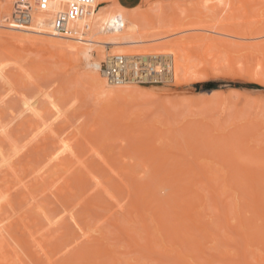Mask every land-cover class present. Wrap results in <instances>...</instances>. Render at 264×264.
Wrapping results in <instances>:
<instances>
[{
    "label": "rangeland",
    "instance_id": "obj_1",
    "mask_svg": "<svg viewBox=\"0 0 264 264\" xmlns=\"http://www.w3.org/2000/svg\"><path fill=\"white\" fill-rule=\"evenodd\" d=\"M6 1L1 0L0 7L5 5ZM109 1L111 3L118 2L117 0ZM214 1L212 0V2ZM232 1L233 4L239 3L238 6H234V8L238 7L239 11L242 5L252 7V10L247 8L250 11L246 9L248 11L246 15L249 13L251 18H245V15L242 18V15L239 19L240 12L243 14L245 9L235 13V18L227 17L232 14V9L229 13L224 12L225 15L218 14L219 9L213 11L216 5L214 9H211L210 0H141L137 6L127 8L136 11L138 16L143 15V13L164 15L167 23L158 29L163 33L169 30V27L172 28L171 25L175 23L173 28L177 27L178 30L162 34L166 36L162 41L179 42L184 40L187 43L184 52L190 55L189 61H191L192 69L196 72H207L208 78L185 82L181 85H175L169 80L158 78L137 82L136 85L139 88L136 93L130 96L116 97L113 101L112 99L107 101L102 95L96 93L94 85L86 77L85 61L82 57L79 59L72 51L64 50V54H60L54 48H34L27 44L9 40V38L6 39V37H0V62L6 63L9 60L7 61L9 65L5 66L7 71L4 69L16 83L17 88L20 86V90L17 89L19 94L9 93L12 97L9 94L8 97H4V103L0 104L2 112L3 109L5 112L7 109L10 111L8 106L11 111L16 110L14 108L19 111V96L26 94L29 97L32 93L41 97L37 99H42L43 104L40 102V105L42 104L43 111L42 109L41 111L46 112L44 111L46 106L42 93L55 94L57 99L62 102L65 101L63 106L69 107L70 113L74 116L69 118L70 121L66 120L71 127H67L66 121H56L55 128H57V132L60 131L58 134L61 133L57 136L62 140L70 138L69 141L78 151L76 152L77 158L85 160L84 164L77 167L78 164L73 163L77 158L71 159L66 168L56 170L57 172H53L50 167L51 173L45 174L48 177L43 175V178L46 177L44 182L42 178L41 182L36 180L35 177L39 176L37 173H41L43 170L37 172V169L45 164L43 163L44 155L51 152L55 148L54 145L58 144L56 142L52 145L50 141L47 142L48 144L45 143L44 136H46L47 131H43L46 134L40 133L43 130L42 121H48L52 112L51 114L49 111L47 112L50 117L47 116V113L43 114V120L37 118L36 142L38 141L39 146L33 141L30 142L29 144H34V148L32 145V148L28 145L32 150L30 151L27 146L26 150H28H25L26 156L23 155L24 158L22 154L19 155L20 157L17 156L19 160L15 157L17 172L14 175L6 172L8 175L11 174V176H5H8L7 180L9 181L7 182L5 177L2 181V184L6 181L7 183L5 182L4 185L7 184L8 187L11 186L12 188L16 185V188L9 189V192L11 190L13 192L10 194L12 195L10 196L12 198L10 199L11 203H9L11 205H8L10 208L6 206V211L3 212L9 224L6 223L12 228L10 229L11 235L5 236L6 239H2L3 241L0 239V264H110L112 257L116 258V262L119 260L117 263L114 260L116 264H264V211L261 208L264 207V178L257 181L259 177L264 176V164L262 166L260 164L264 161V154L261 152L264 151V82H258L252 76L254 72L258 73L259 68L260 75L264 80V51L248 54L245 48L240 49L235 45L220 46L221 43L219 44L217 41H212L213 44L208 41L209 38L207 40V36L211 33L198 28L200 24L208 25L209 23L212 25V22L214 24L216 20L218 22L215 24L223 23L228 25L227 28H232L233 25L237 24L236 22L233 23L232 20L236 19L237 21L240 20L237 25H241L239 27H242L241 32H247L254 29L255 25H259L256 27L259 34L257 36L252 35L253 37H250L248 42L264 40V24L262 23L264 0H251L252 4H248L250 2L244 3L242 0L239 2L238 0ZM207 10L212 12L209 14ZM260 16L262 20L259 21ZM225 17L230 19L228 23H226V19L224 21ZM243 19L245 23H250L253 20L256 23L254 21L255 24L251 23L249 27L248 24L241 23ZM261 28H263L261 32L257 30ZM2 31L0 29V32ZM208 42L212 45L206 44ZM79 45L90 46L86 43H79ZM112 48V45L105 46V54L108 52L110 54ZM98 59L96 52H93L91 60L97 62ZM105 61L106 59L101 62L99 70V75L102 77H105L102 72ZM11 65L12 67H10ZM255 66H258L257 69ZM195 75L197 74L193 73L191 78H194ZM204 82H209V85H204ZM16 85L14 84V86ZM0 88V97H3L2 92L5 95L6 92L3 90L6 89L2 86ZM5 112H3L4 115L6 114L4 117L8 118H3L7 122L10 115L9 112ZM119 113L121 115L118 116ZM19 118L13 121L14 124L11 123V127L13 126L15 129L13 131L12 128L11 132H14V136L16 134L19 136L17 138H20V141H18L19 139L17 141L18 145L21 146L24 141L27 142V139L24 138H29V135H24V131L27 130L25 126L20 127L17 124V122L23 123L22 121L20 123L22 118ZM58 122H60V127ZM19 127L23 129L20 130ZM151 127L153 128L151 129ZM249 128L252 130L251 135L247 132L249 134L246 135L247 138L245 135L242 136L247 140L243 141L238 135ZM74 131L76 133H73ZM11 135L13 136V133ZM239 139H242L243 146L235 147L237 145L235 143H238ZM5 143V146H8V142ZM240 143L241 141L238 144ZM232 147L234 150L231 149ZM35 148L36 150H33ZM95 149L100 156L93 155L92 152ZM240 149L243 152H240ZM218 150L221 151V157L219 156L220 152L219 154L217 152ZM236 155L240 158H237L238 160L243 158V161H240L241 164L236 159ZM225 156L226 158L223 159ZM257 156H259V160ZM232 158H235L237 162L234 161L238 163L240 168L244 166L243 171L249 169V173L253 172V177L257 180L254 179L253 183L252 179L246 178V174L244 177L241 176L240 169H238L240 174L237 175V171L232 168L236 164L232 162L234 165H231ZM256 161L259 162V166H257ZM207 163L211 166L208 167ZM245 166L253 167V170L245 168ZM207 169L212 172L210 173ZM32 170H36L37 173L35 174ZM254 173L256 174L254 175ZM257 173H262V176H258ZM24 174L26 177L23 176ZM33 175L34 178H32ZM231 175L239 177L238 181L235 177L233 179ZM208 176H212L214 179L210 183ZM20 177L25 178L24 182L28 179L31 182V186L28 183L29 189L27 190V187V191L21 190L20 187L23 185L21 183L24 182L19 180ZM224 179L226 181H223ZM33 180L36 184L32 182ZM18 182L20 186L17 185ZM66 182H68V186L65 185ZM221 182H226L224 183L226 187ZM25 184L27 183L25 182ZM4 187H0L1 194H4L1 190L7 188ZM225 189H228L227 192H224ZM182 194L184 195L181 196ZM199 198L202 200L199 201ZM142 199L147 201L143 203ZM182 200L184 201L182 202ZM187 200H191L192 204L197 203V210L202 211V215L199 214V224L203 223L205 227L195 224L197 221L193 217L188 220L183 214L184 212L180 211V208H186L187 204L184 202L188 203ZM172 203L174 206L179 205L176 207L179 209L176 210ZM189 204L187 205L188 208L190 207ZM235 206L237 209L241 208L243 212L241 213ZM183 208L182 210H184ZM234 208L235 211L240 212L238 213L241 217L235 213ZM68 209L75 214L76 223L79 227L75 226L76 223L72 219L68 221L66 218L65 220V212L69 214ZM176 211H180L185 219L179 216L180 213L176 215L175 213H178ZM154 215L158 222L154 220ZM192 219L195 223L192 222ZM200 219L204 221L201 222ZM242 219H245V224L243 222L239 225L238 220ZM161 222L166 226L164 227ZM172 225L175 228H180H176V231H180L181 226L186 229H182L180 233L175 231L176 235L170 236L173 235V232H170L172 229L169 231L166 229L172 228ZM195 225H198L199 229H196ZM247 226L252 227L247 228ZM81 232L88 234V237L84 238ZM181 233L189 237L190 243L184 236L185 240L183 239ZM245 234L249 240L244 237ZM255 234L259 236L257 237ZM78 236L81 237L77 238ZM194 239L203 244L201 245L203 252L201 250L197 252L201 248L200 245L197 246L194 243L198 247L196 250L197 247L195 248L194 241L192 242ZM245 241L246 243H244ZM179 251V254H184L185 257L178 255L177 257L176 252ZM261 255L263 262L260 259ZM257 260L259 261L257 262Z\"/></svg>",
    "mask_w": 264,
    "mask_h": 264
},
{
    "label": "bare ground",
    "instance_id": "obj_2",
    "mask_svg": "<svg viewBox=\"0 0 264 264\" xmlns=\"http://www.w3.org/2000/svg\"><path fill=\"white\" fill-rule=\"evenodd\" d=\"M1 1V0H0ZM69 0H48V4L46 6V8L44 10H41L39 9L37 6H36V0H7L5 5H3L2 7H0V29H2L3 31L0 32V37H6V39L9 38V40H14L15 42H20L22 44H27L29 46H33L34 48L35 47H40L42 49H50V48H54L56 49L60 54H64V50H69V51H72L73 53H75V55L79 58V57H82L83 60L85 61L84 65L86 67V77L89 78V80L92 82V84L94 85V88H95V91L97 94L99 95H102L107 101L116 97H119V96H130V95H133L134 93L137 92L138 90V86L136 85V83L138 82V79L140 78H143V79H148V78H161L162 80H169L171 82H173L175 85H181L185 82H194V81H199V80H205L208 75V73H202L201 71H194L192 69V65H190V62L189 61V54H187L186 52H184V49L186 50V42L183 41H179V42H170V41H162L163 39H165L166 36H163L162 34L164 33H168V32H172V31H175V30H178V28H173L174 24L171 25V27H169L170 29L169 30H166L163 32H161L160 28H162L166 23H167V19L164 15L160 14V13H143V15H137V12L136 11H132L130 9H127L125 8L124 6H122L119 2H116V3H111L109 0H94L93 2V6L95 7V9H93L92 11H89L88 13L82 15L81 17H78V18H73L71 20H69L66 24V27H67V30L66 32L64 33H60L58 32L57 30H55L53 28V25H52V21H53V18L54 16L58 13V12H61V11H65L66 7H67V3H68ZM212 4L211 5V9L215 7L216 5V8L213 10L215 11L216 9H219L218 11V14L220 13L221 15L222 14H226L224 12L227 11V13H229V11L232 9L233 12L232 14H227L229 16L227 17H234L235 18V13L237 12H240L241 10L244 11V9L246 10L247 8H250L252 10V7H246L244 5H242V7L240 8L241 10L239 11V9L237 8H234V6H238V4H233L232 0H213L214 2H212V0H210ZM237 1V0H236ZM234 1V2H236ZM244 3L245 2H250L248 4H252V1L251 0H242ZM257 1V0H256ZM255 2V1H254ZM260 2V1H259ZM257 2V3H259ZM17 3H20L21 6L22 5H25V7L28 8V12H27V15L25 17L23 16H17L14 14V8L16 7V4ZM215 3V4H214ZM209 4V3H208ZM217 8V6H219ZM255 4V3H253ZM262 4V3H261ZM223 5V6H222ZM244 6V7H243ZM264 6V5H263ZM210 7V6H208ZM223 9V11H222ZM237 9V11H236ZM250 9H247L250 11ZM225 10V11H224ZM244 11L243 14L242 12H240V17L239 19L241 18H244V15L246 16L245 18L247 17H250L249 13L246 15V13L248 11ZM261 10V9H260ZM200 11V10H199ZM209 11V10H207ZM206 11V12H207ZM222 11V13H221ZM235 11V12H234ZM210 12H212L211 10L209 11V14ZM260 12V11H259ZM203 13V12H202ZM215 13V12H213ZM263 13V12H262ZM217 14V13H216ZM255 14V13H254ZM264 14V13H263ZM205 15V14H204ZM212 15V14H211ZM234 15V16H232ZM249 15V16H248ZM199 16V15H198ZM197 16V17H198ZM202 16V15H201ZM222 17V16H220ZM227 17L224 18V21H226V23H228V21L230 19H227ZM251 18V17H250ZM226 19V20H225ZM256 19V18H255ZM259 21L260 19L262 20L261 16L260 18H258ZM221 20H223L221 18ZM236 19H233L232 22H236L238 24V21L240 23V20H236ZM175 21V20H174ZM202 21V20H200ZM207 21V19H206ZM246 21V19H245ZM255 20L251 21L250 23L249 22H244V19L242 22H244L245 24H248L251 25V23H253V25L256 23H254ZM263 21H264V18H263ZM262 21V23L264 24V22ZM172 22V21H171ZM177 22V21H176ZM199 22V21H198ZM218 22L217 20L215 21V23ZM223 22V21H222ZM197 23V22H196ZM214 23V24H215ZM172 24V23H171ZM177 24V23H176ZM198 24V23H197ZM200 24V23H199ZM213 22H212V25H204V24H200L198 25V28H201V29H204L205 32H208V33H211V35H208L207 36V40L209 38V42H216L217 43L219 42V44L221 43L220 46L224 45V46H231V45H235L236 47L238 46L240 49H244L247 51L248 54H252V53H255V52H263L264 51V40H260V41H254L252 42H248L250 41V37H253L252 35H256L259 34L258 31H256V26L254 27V29H251L247 32H241V28H239L240 26L239 25H233V27L235 28H238V29H234L233 27L232 28H227L226 25H224L223 23H218V24H215L214 25ZM222 25V27H221ZM224 25V26H223ZM264 26V25H263ZM196 27V26H194ZM224 27V28H223ZM250 27V26H249ZM261 27V26H260ZM197 28V29H198ZM264 28V27H263ZM257 29L261 32V30L263 29ZM248 29V28H247ZM250 29V28H249ZM5 30V31H4ZM11 32H16V33H9V31ZM255 30V33H253V31ZM258 32V33H256ZM264 33V32H263ZM206 35V33H205ZM36 36H40V37H43L42 39H39V37L37 38ZM260 39V38H259ZM203 41V39H202ZM188 42V41H187ZM206 43V44H211L212 43ZM79 43H86L90 46H85V45H79ZM190 43V42H188ZM216 43V44H217ZM214 44V43H213ZM108 45H112L113 48L110 50L111 53L109 54H105V49L104 47L105 46H108ZM192 45V44H191ZM94 46V47H92ZM209 47V46H208ZM248 48V49H247ZM188 50V49H187ZM249 51V52H248ZM93 52H96V54L98 55L99 59L98 61L96 62L95 60L92 61L91 60V57H92V54ZM107 52V51H106ZM107 55V56H106ZM111 55H122L123 56V61L121 63V68L123 69V73H124V77L118 81L116 80H112V79H109L107 77H102V75H99V70H100V67H101V62L104 61L105 59L107 60L109 58V56ZM64 56V55H63ZM106 57V58H105ZM105 58V59H104ZM80 59V58H79ZM11 60V59H10ZM191 60V59H190ZM9 61V60H7ZM6 61V63H3L2 61L0 62V87L2 86L3 88L5 87L6 90H2L6 92V94L4 95L3 92H2V96L3 97H0V104H3L4 102V97L7 96L9 93H15L17 94L19 92V88L20 86H18L17 88V85L16 83L13 82L12 78H10L9 76V73L6 72L7 71V67L5 68V66H7L8 62ZM13 62V61H12ZM140 62V64H142L143 66L145 65V70H143L141 72L142 76H139V77H132L130 76L131 75V69L132 67H134V65H137V63ZM16 64V62H14ZM11 64V62H10ZM156 64H160L161 67H165L166 70L164 71H161V70H152L153 72H155V75H150L151 73L149 72V68H159V66H156ZM9 65V64H8ZM20 65V64H19ZM18 65V67H19ZM258 65V64H256ZM12 67V65L10 66ZM30 67V66H29ZM234 67V66H232ZM256 67V66H255ZM254 67V68H255ZM258 67V66H257ZM257 67L255 69H257ZM6 71H5V69ZM31 68V67H30ZM235 68V67H234ZM253 68V69H254ZM11 69V68H9ZM21 69V68H20ZM233 69V68H232ZM252 69V70H253ZM254 69V70H255ZM17 70V69H15ZM250 70V69H249ZM248 70V71H249ZM253 70V71H254ZM10 71V70H8ZM12 71V70H11ZM23 71V70H22ZM252 71V72H253ZM35 72V71H34ZM135 72H136V69H135ZM251 72V71H249ZM28 73V72H27ZM144 73V74H143ZM150 73V74H149ZM193 73H196L197 75H195L194 78H191V75H193ZM240 73V72H239ZM238 73V75H239ZM23 74V73H21ZM37 74V73H36ZM134 74V72H133ZM139 74V73H138ZM237 74V73H236ZM260 70L258 68V73L257 72H254L252 74L253 76V79L255 78L256 81L258 82H264L263 80V77L260 75ZM18 75V74H17ZM26 75V74H25ZM210 75V74H209ZM19 76V75H18ZM27 76V75H26ZM30 76V75H29ZM158 76V77H157ZM20 77V76H19ZM18 77V79H19ZM24 77V76H23ZM21 78V77H20ZM31 78V77H30ZM23 79V78H21ZM32 80V79H30ZM29 80V81H30ZM263 80V81H262ZM21 81V80H20ZM34 82V81H33ZM24 83V82H22ZM27 82H25L26 84ZM169 83V82H168ZM14 84L16 86H14ZM24 84V86H25ZM28 84V83H27ZM34 84V83H33ZM36 84V83H35ZM170 84V83H169ZM16 87V88H15ZM1 89V88H0ZM19 89V90H17ZM27 89V88H26ZM142 90V89H141ZM41 91V90H40ZM4 92V93H5ZM26 92V91H25ZM42 92V91H41ZM50 93V92H49ZM42 93V98H43V101H44V105L46 106L45 110L46 112H42L43 109H42V99L41 100H38L37 98H41V97H38V94L36 96V93H32L34 94L32 96V94L29 95V97H27L28 95L24 94V93H21V94H24L25 96H19V98L16 97L19 99V111H16L17 108H14L16 110L14 111H11V108L8 106L9 110L11 111H7L6 112H9V119L7 122L4 121V118H8V117H4L6 116V114L4 115L3 112H5V110L3 109V112L0 108V187H7L5 190H1V192L4 194H1L0 195V239L2 240H5L6 237L8 234H10V229L12 228L11 225L10 227L8 226V222L6 221V216L3 215L4 213V210L6 208V206H10L11 204V201L10 199V194H12L13 192H11L13 190V188L16 186H13V188L11 186H7L4 185L5 182H3L4 184H2V181H4V177L6 175H8V173L6 172H10L12 173V175L15 174L16 171V163H15V159L18 157L21 156L22 154V157L23 155H25V152L28 150H26L27 146L32 145V147L34 148V144H29L30 142L32 143H36V120L40 119V120H43L42 117L43 114L47 113L49 111V114H51L52 112V116L51 118L47 121V120H43L41 125H42V131H40V133H44L43 131H47V134L46 132L44 134H46V136H44V141H46L45 143H49V141L52 143V145L54 143H58L57 145L55 144V148H53V150H51V152H48L46 153V155H44V161L42 165V167L40 166L39 169H37V172L38 170H42L41 173H37L36 170H32L35 172V174L37 173V175L39 176H36V180H40L41 182V178L44 182V179L48 176L49 173H51V168H52V171L55 172L56 170H61V169H64L67 167V165H69V161L71 159H75L77 158V154L72 144L71 141H69V139L67 138V140H62V139H59V137L57 135L61 134L57 132V128L56 125V121H59L60 122H64V121H70L69 118L72 117V113H70L71 110H69V107L68 108H65L63 106V103L62 101H60L59 99H57L58 97H56L55 94H52V93ZM143 93V92H142ZM1 94V93H0ZM19 94V93H18ZM11 95V94H9ZM14 95V94H13ZM139 95V93H138ZM148 95V94H147ZM151 95V94H150ZM41 96V95H40ZM8 97V96H7ZM12 97V95H11ZM14 98V97H13ZM103 98V99H104ZM6 99V98H5ZM12 100V99H11ZM18 101V100H16ZM39 101V102H38ZM3 102V103H2ZM40 102H42V104L40 105ZM62 102V103H61ZM8 103V102H7ZM13 103V102H12ZM68 103V102H67ZM66 103V104H67ZM11 104V103H10ZM39 104V105H38ZM47 104V105H46ZM73 104V102H72ZM16 104V106H18ZM65 105V104H64ZM71 106V104H69ZM1 106V105H0ZM7 106V105H6ZM15 106V105H14ZM48 106V108H47ZM67 107V106H66ZM102 107H105V106H102ZM73 108V107H72ZM107 108V106H106ZM13 109V108H12ZM42 109V111H41ZM77 110V109H76ZM5 112V113H6ZM122 112V111H121ZM48 114V113H47ZM49 114L47 116H49ZM71 114V116H70ZM121 115L120 113L118 114V116ZM8 116V115H7ZM82 116V115H81ZM4 117V118H3ZM22 118L20 120V123L21 121L23 123L19 124L17 122L18 125H20V127H24L27 129L26 131H24V135L26 134L27 136L29 135V138H24V139H27V142L24 141V144L21 146L18 145V141H20V138H17L19 136H17V134L15 135L16 136V139H15V136H14V132H11L12 128H13V131L15 130L14 127L12 126L11 127V123L16 119V118ZM46 117V115H45ZM50 117V116H49ZM74 117V116H73ZM11 118V119H10ZM19 118V119H20ZM38 118V119H37ZM6 120V119H5ZM19 121V120H18ZM66 121V123H67ZM38 122V121H37ZM58 122V126H59V123ZM14 124V122H13ZM12 124V125H13ZM26 124V125H24ZM38 124V123H37ZM63 126H64V123H62ZM68 124V123H67ZM74 124V123H73ZM17 125V126H18ZM39 125V124H38ZM79 125V123H78ZM16 126V125H15ZM62 126V125H61ZM66 126V124H65ZM19 127V129H20ZM60 127V126H59ZM67 127H71L68 126ZM40 128V127H39ZM153 127H151L152 129ZM17 129V128H16ZM23 129V128H21ZM20 129V130H21ZM65 129V128H64ZM56 130V131H55ZM157 130V129H156ZM27 131H28V134H27ZM153 131V130H151ZM149 131V132H151ZM246 131V130H245ZM242 131L241 133H239V136L240 138H242V136L245 135H249L252 130L247 129V131ZM245 132V133H244ZM249 134H248V133ZM13 133V136L11 135ZM38 133V134H40ZM41 133V134H42ZM63 133V132H62ZM73 133H76L75 131ZM20 135V133H18ZM43 134V135H44ZM237 134V133H235ZM251 135V134H250ZM253 135V134H252ZM22 137V136H20ZM237 137V138H238ZM249 137V136H248ZM42 138V137H41ZM247 138V137H246ZM17 139H19L17 141ZM38 139V138H37ZM43 139V138H42ZM243 141H246L247 139H244L242 138ZM242 139H239L238 140V143L241 141L240 144L238 143H235L237 144L235 147H238L242 145ZM74 140V139H73ZM8 142V146H5L6 143L5 142ZM43 141V140H42ZM53 141V142H52ZM21 142H22V139H21ZM76 142V141H75ZM236 142V140H235ZM41 143V142H40ZM47 143V144H48ZM20 144V143H19ZM36 144H35V147H36ZM39 146V143L37 144ZM46 145V144H44ZM44 145H42L44 147ZM233 145V144H231ZM53 146V147H54ZM243 146V145H242ZM30 147L28 146L29 150H30ZM31 147V148H32ZM77 147V146H76ZM48 148V146H47ZM219 148V147H218ZM46 149V148H45ZM44 149V150H45ZM51 149V148H50ZM217 149V148H215ZM233 149V147L231 148ZM244 149V148H243ZM26 150V151H25ZM32 150V149H31ZM30 150V151H31ZM33 150H36L33 149ZM223 150V149H222ZM234 150V149H233ZM241 151L240 152H243L242 149H240ZM39 151V149H38ZM214 151V150H212ZM216 151V150H215ZM228 151H230L228 149ZM219 156L221 157V151L218 150L217 151ZM237 154L238 152L235 151ZM261 152H263L264 154V151L262 150ZM24 153V154H23ZM35 153V152H34ZM38 153V152H37ZM93 155H96V156H100L99 155V152L96 151V149L92 152ZM216 153V152H215ZM231 153V152H230ZM229 153V154H230ZM233 153V152H232ZM36 154V153H35ZM20 155V156H19ZM228 155V153H227ZM242 155V154H241ZM240 155V157H241ZM244 155V154H243ZM262 155V154H261ZM230 156V155H229ZM232 156V154H231ZM16 157V158H15ZM28 157V156H27ZM228 157V156H227ZM236 159H240L238 157V155L235 156ZM263 157V156H262ZM24 158V157H23ZM226 156L223 158L225 159ZM231 158V157H230ZM258 160H259V156H257ZM261 158V157H260ZM78 159V158H77ZM75 159V162L73 163H77L79 167V165H82L85 163V160H81V159ZM221 159V158H220ZM237 159V160H238ZM245 159V158H244ZM263 159V158H262ZM17 160H19L17 158ZM40 160V159H39ZM77 160V161H76ZM230 160V159H229ZM235 158H232V161H231V165H234L232 162H234L236 165L235 167L231 166L233 168L234 171H237V175L241 173V176L246 174V178H250V180L252 179L253 180V183H254V179L257 180V178L253 177V172L252 173H249V169L247 170H242V168H240V166H238V163H236L235 161ZM254 160V159H253ZM252 160V161H253ZM264 160V159H263ZM239 162L243 161V158L241 160H238ZM249 161V160H248ZM246 161V162H248ZM255 161V160H254ZM261 161V159H260ZM240 162V164H241ZM246 162H243V163H246ZM257 162V161H256ZM19 163V162H18ZM250 163V162H249ZM255 163V162H254ZM259 162H257V166H259L258 164ZM41 164V163H40ZM49 164V166H47ZM251 164V163H250ZM261 166L262 164H264V161L263 163H260ZM72 165V164H70ZM208 165V167H210L211 165L210 164H206ZM210 165V166H209ZM247 165V164H246ZM256 165V164H255ZM38 166V165H37ZM237 166V167H236ZM46 167V168H45ZM50 169H48V168ZM51 167V168H50ZM73 167V166H72ZM76 167V166H75ZM202 167V166H201ZM205 167V166H204ZM207 167V166H206ZM207 167V168H208ZM250 168L248 166H245V168ZM256 167V166H255ZM220 168V167H219ZM253 167H251L250 169H252ZM262 168V167H261ZM26 169V168H25ZM30 169V168H29ZM34 169V168H33ZM36 169V168H35ZM45 169V170H44ZM238 169H240V173L238 172ZM259 169V168H258ZM24 170V169H23ZM48 170V171H46ZM209 170V169H207ZM253 170V169H252ZM251 170V171H252ZM257 170V169H256ZM46 171V172H45ZM63 171V170H62ZM210 171V170H209ZM207 171V172H209ZM216 171V170H215ZM219 171V170H217ZM244 173H242V172ZM255 171V170H254ZM261 171V170H260ZM14 172V173H13ZM33 172V173H34ZM57 172V171H56ZM212 171H210L211 173ZM259 172V170H258ZM3 173V174H2ZM44 173V174H43ZM48 173V174H46ZM61 173V172H60ZM224 173V172H223ZM260 173V172H259ZM257 173V175L259 174ZM46 174V175H45ZM53 174V173H52ZM51 174V175H52ZM222 174V173H221ZM220 174V175H221ZM252 174V175H251ZM256 173H254L255 175ZM262 174V173H261ZM261 174H259L258 176H262ZM17 175V174H16ZM26 174H24L23 176H25ZM30 175V174H29ZM43 175L46 176L45 178H43ZM58 175V174H57ZM215 175V174H214ZM236 175V174H235ZM256 175V176H257ZM8 176H11L8 175ZM7 176V177H8ZM219 176V175H218ZM233 176L232 178L234 179V175H231ZM240 176V175H239ZM7 177L6 180L8 179ZM26 177V176H25ZM54 177V176H53ZM209 177V176H208ZM207 177V178H208ZM220 177V176H219ZM223 177V176H222ZM226 177V176H225ZM224 177V178H225ZM21 178V179H20ZM19 180H22V182H24V179L23 177H20ZM31 178V176H30ZM32 178H34V175L32 176ZM38 178V179H37ZM40 178V179H39ZM60 178V177H59ZM67 178V177H66ZM185 178V177H184ZM216 178V177H215ZM227 178V177H226ZM225 178V179H226ZM236 180L239 178V177H235ZM261 178L263 179V177H259L257 181H260ZM12 179V178H11ZM57 179V178H56ZM223 180V181H226V180ZM32 180V179H31ZM35 180V181H36ZM58 180V179H57ZM208 180V179H207ZM211 180H214L212 179V176L209 177V183L212 182ZM247 180V179H246ZM9 180H7L8 182ZM13 181V180H12ZM28 181V182H27ZM25 181L27 184L24 183H21L23 185H21V190H27L29 189V186H31V182H29V179ZM38 181H36L38 183ZM47 181V180H46ZM66 181H69V180H66ZM238 181V180H237ZM236 181V182H237ZM256 181V182H257ZM6 182V183H7ZM34 182V180L32 181ZM50 182V181H49ZM61 182V181H60ZM235 182V181H234ZM235 182V183H236ZM262 182V181H261ZM30 185H29V184ZM35 183V182H34ZM53 183V182H52ZM224 183L226 182H221V184L223 185ZM12 184V183H11ZM16 184V182H15ZM36 184V183H35ZM41 184V183H40ZM68 182H66L65 185H67ZM101 184V183H100ZM4 185V186H3ZM14 185V184H13ZM17 185L20 186L19 182L17 183ZM29 185V186H28ZM221 185V186H222ZM252 185V184H251ZM250 185V186H251ZM259 185V184H258ZM58 186V184H57ZM68 186V185H67ZM66 186V187H67ZM223 186L226 187V184H224ZM244 186V184H243ZM4 187V188H5ZM18 187V186H17ZM65 187V188H66ZM241 187V185H240ZM16 188V187H15ZM23 188V189H22ZM39 188V187H38ZM60 188V187H59ZM63 188V187H62ZM228 188V187H227ZM230 188V187H229ZM9 189H12L10 192H9ZM67 189V188H66ZM70 189V188H68ZM223 189V188H222ZM245 189V188H244ZM262 189V188H261ZM26 190V191H27ZM32 190V189H30ZM186 190V189H185ZM188 190V189H187ZM226 190V189H225ZM228 190V189H227ZM224 191V192H227ZM20 191V190H19ZM53 191V189H52ZM63 191H64V188H63ZM184 191V190H183ZM254 191V189H253ZM25 193V191H23ZM70 192V191H69ZM255 192V191H254ZM22 193V192H21ZM36 193V192H35ZM64 193V192H63ZM71 193V192H70ZM182 193V192H181ZM217 193V192H216ZM222 193V192H221ZM246 193V192H245ZM26 194V193H25ZM32 195V194H31ZM45 195V194H44ZM180 195V194H179ZM184 194H182L181 196H183ZM25 196V195H24ZM218 196V195H217ZM256 196V195H255ZM58 197V196H57ZM179 197V196H178ZM201 197V196H200ZM30 198V197H29ZM54 198V197H53ZM177 198V197H176ZM256 198V197H255ZM258 198V197H257ZM30 199H35V198H30ZM143 199H145V197L143 196ZM142 199V201H143ZM180 199V198H179ZM196 199V198H195ZM198 199V198H197ZM185 200V199H184ZM182 200V202L184 201ZM202 199L199 198V201H201ZM252 200V199H251ZM24 201V200H23ZM145 202L147 200H144ZM143 201V203H144ZM188 203L185 201L184 203H186L187 205L189 204L190 207L188 208V206L186 205L185 209L182 210V208H180L181 212L183 211L184 215L188 218V220H191V218L193 217L194 220H196L197 222L195 223L194 220L192 219V222L195 223V224H198V225H201L202 227H205L203 226L204 224L203 223H200L199 224V214L201 213L202 215V211L201 210H197V203L196 204H192L191 200H187ZM191 201V202H190ZM259 201V200H258ZM34 203V202H33ZM183 203V205H185ZM193 203H195L193 201ZM214 203V202H213ZM260 203V202H259ZM139 204V203H138ZM146 204V203H145ZM173 204V207L176 209L177 206H174V203ZM182 205V203H179ZM264 204V203H263ZM194 205V206H193ZM214 205V204H213ZM216 205V204H215ZM261 205V204H260ZM8 206V207H9ZM72 206V205H71ZM118 206V205H117ZM193 206V207H192ZM196 206V207H195ZM218 206V205H217ZM247 206V205H246ZM249 206V205H248ZM172 207V206H171ZM181 207V206H180ZM236 209H237V206H235ZM251 207V206H250ZM10 208V207H9ZM71 208V207H70ZM120 208V207H119ZM138 208V207H137ZM214 208V206H213ZM248 208V207H247ZM260 208V207H259ZM258 208V209H259ZM262 211H264V207L262 206ZM179 208H177L176 210H178ZM217 209V207H216ZM239 209V208H238ZM237 209V210H238ZM243 209V207H242ZM33 210V209H32ZM235 211V208H234V211L235 213H237V215H239V211ZM241 211V213L243 212L241 210V208L239 209ZM245 210V209H244ZM254 210H256L254 208ZM261 210V209H260ZM6 211V210H5ZM11 211V210H10ZM174 211V209H173ZM178 212V213H175L176 215H178L179 213V216H181V218H184L185 219V216H183V214L181 212ZM186 211V213H185ZM195 212V214L193 215V213ZM233 211V212H234ZM253 211V210H252ZM36 212V211H35ZM140 212V211H139ZM138 212V213H139ZM175 212V211H174ZM193 212V213H192ZM239 212V213H238ZM59 213V212H58ZM68 213L65 212V220L66 218L71 220L72 221H75L76 223V218H75V214L73 212H71L69 209H68ZM192 213V214H191ZM197 213V214H196ZM257 213V212H255ZM10 214V213H9ZM41 214V213H40ZM173 214V215H175ZM258 214V213H257ZM256 214V216H257ZM11 215V214H10ZM9 215V217H10ZM39 215V214H38ZM55 215V214H53ZM69 215V216H67ZM138 215V214H137ZM193 215V216H192ZM141 216V215H140ZM155 216V215H154ZM194 216H196V218H194ZM198 216V217H197ZM240 216V215H239ZM238 216V217H239ZM264 216V215H263ZM63 217V216H61ZM142 217V216H141ZM176 217V216H175ZM241 217V216H240ZM239 217V218H240ZM77 218H79V216H77ZM190 218V219H189ZM61 219V218H60ZM63 219V218H62ZM163 219V218H162ZM202 219V218H201ZM200 219V220H201ZM241 219V218H240ZM8 220V219H7ZM15 220V219H14ZM52 220V219H51ZM154 220L157 221L156 219V216L154 217ZM160 220H161V217H160ZM187 220V219H186ZM243 220V219H242ZM238 220V223L239 225L243 224L244 220ZM59 221V220H58ZM64 221V220H63ZM162 221V220H161ZM164 221V220H163ZM204 221V220H201V222ZM242 221V222H241ZM8 224H7V223ZM55 223L57 222L56 220L54 221ZM53 222V223H54ZM66 222V221H64ZM158 222V221H157ZM165 222V221H164ZM11 223V222H10ZM52 223V224H53ZM71 223V222H70ZM84 223V222H83ZM237 223V224H238ZM241 223V224H240ZM12 224V223H11ZM51 224V223H50ZM62 224V223H61ZM72 224V223H71ZM74 224V223H73ZM162 224V222H161ZM245 224V222H244ZM58 225V224H57ZM69 225V224H68ZM164 227L166 226L165 224H162ZM191 225H194V224H191ZM198 225L195 227L196 229H199L198 228ZM252 225V224H250ZM75 226H78L77 223L75 224ZM171 226V225H170ZM169 226V227H170ZM173 226V225H172ZM244 226V225H243ZM246 226V225H245ZM47 227V226H46ZM61 227V226H60ZM79 227V226H78ZM84 227V226H83ZM168 227V226H167ZM182 229H186L185 227L183 228V226H181ZM187 227V226H186ZM229 227V226H228ZM248 227H252V226H247ZM62 228V227H61ZM178 228V227H176ZM176 228L175 226H173L172 228H169V229H166V230H171L170 232H173V235H169L170 236H175L176 235V232L180 233V231L182 230H178L176 231ZM189 228V227H188ZM201 228V227H200ZM241 228V226H240ZM57 229V228H56ZM80 229V228H79ZM180 229V228H178ZM242 229V228H241ZM245 229V228H244ZM243 229V231H244ZM255 230V228H253ZM59 230V229H58ZM82 230V229H81ZM87 230V228H86ZM84 231V230H83ZM167 231V232H168ZM176 231V232H175ZM188 231V230H187ZM246 231V230H245ZM12 232V231H11ZM80 232V231H79ZM175 232V234H174ZM182 232V231H181ZM247 232V231H246ZM58 233V232H57ZM83 234V232H81ZM178 233H177V239H178ZM59 234V233H58ZM62 234V233H61ZM183 233H181L180 235H182ZM186 234V232H185ZM183 234L182 237L185 235ZM11 235V234H10ZM79 235V234H78ZM148 235V234H147ZM165 235H167L165 233ZM209 235L211 236L210 232H209ZM214 235V234H213ZM251 235V233H250ZM254 235V233H253ZM261 235V233H260ZM264 235V234H263ZM9 236V235H8ZM7 236V237H8ZM58 236V235H56ZM60 236V235H59ZM246 236V234L244 235V237ZM255 236H259V235H256ZM81 237V236H80ZM79 236L77 238H80ZM83 237H88V234L86 235L85 232L83 234ZM91 237V236H89ZM185 238H187L188 242H189V237L188 236H184ZM183 237V239H184ZM205 237V236H204ZM230 237V236H229ZM228 237V238H229ZM248 237V236H247ZM245 237L247 240H249V238ZM256 237V238H257ZM262 237V236H260ZM5 238V239H4ZM12 238V237H11ZM57 238V237H56ZM76 238V237H75ZM74 238V239H75ZM76 238V239H77ZM171 238V237H170ZM241 238V237H240ZM254 238V237H252ZM190 239H193V238H190ZM196 239V238H195ZM192 240L193 244L196 243L197 246H199L201 249H198V247L194 244L197 252L199 250H201L203 252V247L201 245V242L200 241H196V240ZM227 239V238H226ZM244 239V238H243ZM258 239V238H257ZM2 240V241H3ZM84 240V239H83ZM174 240H175V237H174ZM185 240V239H184ZM199 240V239H198ZM204 240V239H203ZM129 241V240H128ZM156 241V240H155ZM154 241V243H155ZM171 241H172V238H171ZM196 241V242H195ZM252 241V240H251ZM41 242V241H40ZM73 242V241H72ZM136 242V241H135ZM134 242V243H135ZM191 242V244H192ZM260 242V241H259ZM190 243V242H189ZM246 243V241L244 242ZM250 243V242H249ZM248 245L250 246V243ZM258 243V242H257ZM157 244V242H156ZM227 244V243H226ZM259 244V243H258ZM261 244V243H260ZM245 245V244H244ZM65 246V245H64ZM67 246V245H66ZM148 246V245H147ZM165 247V245H163ZM193 246V247H194ZM145 247V246H144ZM246 247V246H245ZM248 247V246H247ZM64 248V247H63ZM262 248V247H261ZM149 249V248H148ZM167 249V247H166ZM172 250V247L170 248ZM253 251V250H252ZM226 252V250H225ZM176 256L178 255L179 257H185L184 254H179V252H176ZM229 253V251H228ZM260 254V252H258ZM110 255V254H109ZM114 255V254H112ZM198 255V253H197ZM177 256V257H178ZM196 256V254H195ZM262 255L260 256V259L262 261ZM245 258V257H244ZM186 259V258H185ZM114 260L116 262V258L112 257V263L110 261V264H116L114 263ZM259 260H257L258 262ZM263 261H264V257H263ZM262 261V262H263ZM246 262V261H245ZM98 263V262H97ZM51 264V263H50ZM104 264V263H102ZM106 264V263H105ZM244 264V263H243Z\"/></svg>",
    "mask_w": 264,
    "mask_h": 264
},
{
    "label": "built area",
    "instance_id": "obj_3",
    "mask_svg": "<svg viewBox=\"0 0 264 264\" xmlns=\"http://www.w3.org/2000/svg\"><path fill=\"white\" fill-rule=\"evenodd\" d=\"M94 0H69L67 3V7L65 11L58 12L52 21L53 28L57 30L60 33H64L67 30L66 24L69 20L73 18L81 17L82 15L88 13L89 11H92L95 9L93 6ZM48 4V0H36V6L44 10ZM28 8L25 7V5H22L20 3L16 4V7L14 8V14L19 16L25 17L27 15ZM123 61L122 55H111L109 58L105 61L104 67H102L103 75L109 79H114L116 81L122 79L124 77L123 69L121 68V63ZM156 66H159V68H149L150 75H155L154 70H166L165 67H161L160 64H156ZM136 69V72H135ZM145 65L143 66L140 64V62L137 63V65H134L131 69V75L132 77H139L142 76L141 72L145 70ZM153 70V71H152ZM134 72V74H133ZM139 73V74H138ZM144 74V73H143ZM158 77V76H157ZM157 78H148L138 79V82H144V81H150ZM158 79H161L158 77ZM162 80V79H161Z\"/></svg>",
    "mask_w": 264,
    "mask_h": 264
},
{
    "label": "crops",
    "instance_id": "obj_4",
    "mask_svg": "<svg viewBox=\"0 0 264 264\" xmlns=\"http://www.w3.org/2000/svg\"><path fill=\"white\" fill-rule=\"evenodd\" d=\"M117 1L126 8H133L137 6L141 0H117Z\"/></svg>",
    "mask_w": 264,
    "mask_h": 264
},
{
    "label": "trees",
    "instance_id": "obj_5",
    "mask_svg": "<svg viewBox=\"0 0 264 264\" xmlns=\"http://www.w3.org/2000/svg\"><path fill=\"white\" fill-rule=\"evenodd\" d=\"M208 83H209V82H204L203 84H204V85H209Z\"/></svg>",
    "mask_w": 264,
    "mask_h": 264
}]
</instances>
